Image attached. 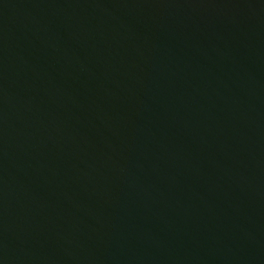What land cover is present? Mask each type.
<instances>
[{
	"label": "water",
	"instance_id": "95a60500",
	"mask_svg": "<svg viewBox=\"0 0 264 264\" xmlns=\"http://www.w3.org/2000/svg\"><path fill=\"white\" fill-rule=\"evenodd\" d=\"M0 264H264V0H0Z\"/></svg>",
	"mask_w": 264,
	"mask_h": 264
}]
</instances>
